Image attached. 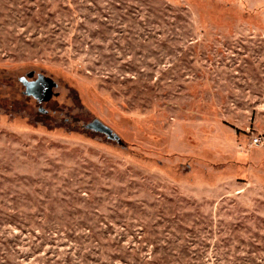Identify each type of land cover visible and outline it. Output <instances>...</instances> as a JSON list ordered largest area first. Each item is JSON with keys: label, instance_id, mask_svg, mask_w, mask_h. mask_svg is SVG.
Listing matches in <instances>:
<instances>
[{"label": "rangeland", "instance_id": "rangeland-1", "mask_svg": "<svg viewBox=\"0 0 264 264\" xmlns=\"http://www.w3.org/2000/svg\"><path fill=\"white\" fill-rule=\"evenodd\" d=\"M0 264H264V0H0Z\"/></svg>", "mask_w": 264, "mask_h": 264}, {"label": "water", "instance_id": "water-1", "mask_svg": "<svg viewBox=\"0 0 264 264\" xmlns=\"http://www.w3.org/2000/svg\"><path fill=\"white\" fill-rule=\"evenodd\" d=\"M21 82L24 84L25 86V94L26 95H32V90L36 87V86H40L42 89L47 90V94H48V99H51L52 96H54V89L57 88V83L43 75L40 74L37 79L35 81H28L26 77L21 79ZM40 103L42 102L41 99H39ZM41 111L43 110L42 107L40 109ZM86 130H90V131H95L98 133H103L105 134L110 140H115V141H120V137L114 133V131L112 129H110L109 127H107L106 125H104L101 121L99 120H94L93 122L87 124L85 126Z\"/></svg>", "mask_w": 264, "mask_h": 264}, {"label": "flooded vegetation", "instance_id": "flooded-vegetation-1", "mask_svg": "<svg viewBox=\"0 0 264 264\" xmlns=\"http://www.w3.org/2000/svg\"><path fill=\"white\" fill-rule=\"evenodd\" d=\"M26 78L28 81H35L37 79V78H35V76L33 74L28 75ZM23 86H24V84H23ZM37 90L39 91L38 93L36 92ZM31 92H32V95H27V96L34 98L40 105L48 103V101H50L54 97V96H52L51 99H48L47 90L42 89L40 86H36ZM39 99L42 100L41 103H40ZM101 134H103V133H101Z\"/></svg>", "mask_w": 264, "mask_h": 264}, {"label": "built area", "instance_id": "built-area-1", "mask_svg": "<svg viewBox=\"0 0 264 264\" xmlns=\"http://www.w3.org/2000/svg\"><path fill=\"white\" fill-rule=\"evenodd\" d=\"M254 143H255V145H258L259 144V139H255Z\"/></svg>", "mask_w": 264, "mask_h": 264}, {"label": "trees", "instance_id": "trees-1", "mask_svg": "<svg viewBox=\"0 0 264 264\" xmlns=\"http://www.w3.org/2000/svg\"><path fill=\"white\" fill-rule=\"evenodd\" d=\"M29 97V96H28ZM51 101V100H50ZM50 101H48V102H50Z\"/></svg>", "mask_w": 264, "mask_h": 264}]
</instances>
